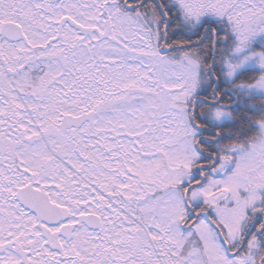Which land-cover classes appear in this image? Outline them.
<instances>
[{
    "label": "snow or ice",
    "instance_id": "1",
    "mask_svg": "<svg viewBox=\"0 0 264 264\" xmlns=\"http://www.w3.org/2000/svg\"><path fill=\"white\" fill-rule=\"evenodd\" d=\"M0 264H264V0H0Z\"/></svg>",
    "mask_w": 264,
    "mask_h": 264
}]
</instances>
